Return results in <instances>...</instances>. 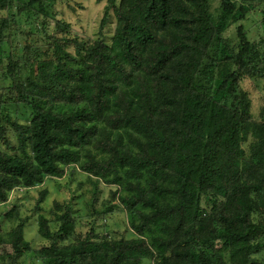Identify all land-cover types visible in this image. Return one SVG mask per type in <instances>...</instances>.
<instances>
[{
	"label": "trees",
	"instance_id": "obj_1",
	"mask_svg": "<svg viewBox=\"0 0 264 264\" xmlns=\"http://www.w3.org/2000/svg\"><path fill=\"white\" fill-rule=\"evenodd\" d=\"M10 1L0 0V10ZM21 3V15L66 24L56 0ZM262 7L107 0L92 43L50 37L47 45L17 39L20 22L1 17L0 141L8 123L18 153L0 149V206L75 166L96 186H117L114 199L137 235L77 234L71 207L56 203L59 231L40 215L50 245L39 250L24 223L8 233L0 225L2 260L19 264L34 251L43 264H262L264 106L255 117L243 87L264 80V46L244 26ZM9 103L30 109V121L7 114Z\"/></svg>",
	"mask_w": 264,
	"mask_h": 264
},
{
	"label": "rangeland",
	"instance_id": "obj_2",
	"mask_svg": "<svg viewBox=\"0 0 264 264\" xmlns=\"http://www.w3.org/2000/svg\"><path fill=\"white\" fill-rule=\"evenodd\" d=\"M27 1L29 0H11L8 9L0 10V18L12 15L20 22L21 26L15 33L17 39L21 40L23 39L22 35L29 34L34 43L47 45L50 37L68 38L77 40L78 43H90L98 38L102 12L107 0H56L57 8L61 13L59 20L67 24L62 26L51 19H38L34 17L35 13L33 12L21 15L19 13L21 2ZM244 26L248 39L252 43L257 42L264 46V7L252 13L249 19L244 22ZM237 35V26L228 32V37L232 40ZM74 45L75 43L71 42L68 50L73 52ZM243 87L252 99L253 115L258 117L264 106V80L249 79L243 83ZM5 110L7 114L22 123L30 121L32 111L25 106L17 110L9 103ZM6 128L7 131L3 134L4 138L0 141V149L10 154H16L18 152L12 149L18 146L15 130L8 123ZM6 140L9 141V145ZM117 189V186L106 185L103 182L96 186L90 181L87 174L80 171L78 167L71 166L61 179L49 178L42 186L30 190L19 189L12 193L10 204L0 206L2 232L8 233L20 223H24L26 225L25 238L32 244L34 251L48 246L50 242L39 233L38 218L40 215H44L51 222L53 221L52 230L59 231L60 225L54 223V220L58 213L56 203H60L65 207L70 206L73 210L77 234L85 235L94 231L95 235L101 238L132 239L137 236L131 228L132 214L127 212L117 199H114L113 193ZM44 190H48L49 194L41 203L39 202L40 196ZM17 211L19 217L16 220L7 219L14 217ZM3 251L0 248V264H6V261L2 260ZM34 251L27 253L19 264H43ZM255 258L264 264V250L259 255H255Z\"/></svg>",
	"mask_w": 264,
	"mask_h": 264
}]
</instances>
